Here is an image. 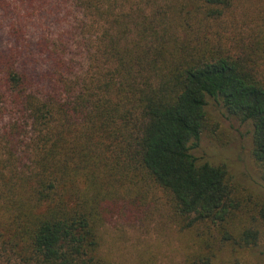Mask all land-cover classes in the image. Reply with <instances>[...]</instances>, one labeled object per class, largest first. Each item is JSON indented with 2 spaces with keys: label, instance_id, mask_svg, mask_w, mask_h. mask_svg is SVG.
Masks as SVG:
<instances>
[{
  "label": "trees",
  "instance_id": "16d2710c",
  "mask_svg": "<svg viewBox=\"0 0 264 264\" xmlns=\"http://www.w3.org/2000/svg\"><path fill=\"white\" fill-rule=\"evenodd\" d=\"M71 1L82 18L45 41L52 65L42 80L23 53L0 52V264H109L99 252L105 205L149 184L167 193L182 228H208L182 264L262 246L264 191L192 149L214 97L252 125L264 182V72L254 62L264 27L215 53L187 18L221 19L235 0ZM240 188L256 201L235 228L248 212Z\"/></svg>",
  "mask_w": 264,
  "mask_h": 264
},
{
  "label": "rangeland",
  "instance_id": "374dc122",
  "mask_svg": "<svg viewBox=\"0 0 264 264\" xmlns=\"http://www.w3.org/2000/svg\"><path fill=\"white\" fill-rule=\"evenodd\" d=\"M3 1L0 0L3 2L0 3V52L13 49L23 53L27 68L34 69L42 80L52 65L45 41L58 38L76 22L75 28L82 14L72 7L71 0ZM145 1L139 0V4L146 5ZM152 4L145 6L146 13ZM187 20V27L198 28L197 35L205 38L207 47L217 53L220 47L226 49L234 43L238 36L247 37V42L255 36L263 37L264 0H235L233 7L218 20H207L202 15ZM15 28L21 30L22 36L15 33ZM77 52V61H83L82 48ZM262 54V57L256 55L254 62L264 72ZM206 109V127L198 146L192 149L194 155L200 162L226 165L233 178L253 192L264 191L260 166L252 155V125L238 120L214 97L207 98ZM251 190L237 191L248 212L238 213L235 228L243 226L253 215L251 208L256 197ZM135 195L123 193L105 205L99 229L100 255L109 264H182L196 251L197 234L208 228L205 225L182 228L167 193L157 186L149 184L142 194ZM262 250L263 243L253 250L227 245L218 251L217 264H264V257L259 260Z\"/></svg>",
  "mask_w": 264,
  "mask_h": 264
}]
</instances>
